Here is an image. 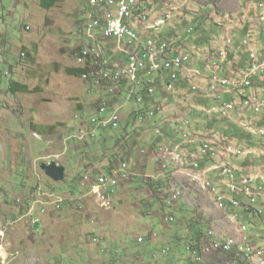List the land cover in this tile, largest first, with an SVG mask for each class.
<instances>
[{"label":"rangeland","instance_id":"1","mask_svg":"<svg viewBox=\"0 0 264 264\" xmlns=\"http://www.w3.org/2000/svg\"><path fill=\"white\" fill-rule=\"evenodd\" d=\"M260 1L251 0L253 4ZM2 2L5 7L0 30L8 42L19 41V49L16 54L7 51L0 36V264H166L172 261V264H192L196 260L189 253L187 243L191 242L190 228L194 226L201 227L203 235L214 231L215 237H230L228 242L233 246L236 243L235 250L228 255L218 254L221 250H216V255H205V247L209 244L205 245L204 251L199 252V263L260 264L258 252L264 235V219H257L258 224L252 219L247 221L248 235L241 234L240 228L245 224L241 211L219 209L208 191L200 183L191 181L188 163H193L195 158L189 156L181 162L174 161L171 155L165 157L166 154L152 149L150 144L158 139L152 126L138 127L135 124L129 134L122 133L127 117L125 105L135 106L134 100L127 103L128 96L122 91L111 96L106 87L100 92H89L84 80L71 74L73 69L85 67L77 62L76 50L86 43L87 31L78 32L76 17L88 5L86 0H63L50 10L41 8L39 0H24V8L18 0ZM146 7H149L146 12L154 10L157 15L151 21L152 12L150 22L164 19V15L171 13L172 21L162 28L161 35L186 47L191 65L203 69L206 77L211 76L208 61L202 62L200 54L214 49L216 55L222 48L220 38L225 34L234 35L237 41V29L233 34L230 32L238 23L248 22L249 38L257 41L261 57L264 56V25L256 17L257 12H253L255 17H249L247 21L242 19L248 8L241 7L238 0H153L152 5L146 3ZM190 29L192 34L187 32ZM7 48L10 49L9 44ZM22 51L26 56H20ZM98 51L99 56L95 55L100 57L101 47ZM15 56L18 60L14 73H11ZM79 62L85 60L80 57ZM227 66L232 76L233 65ZM12 82L25 84L27 92L14 94L10 89ZM202 86L206 87V83ZM260 87L264 89V85ZM102 98L108 104L110 100L116 102L111 109H117L121 114V130L117 133L100 132L97 137H108L106 142L98 143L99 140L95 139L94 143L80 144L74 139L82 129L77 116L89 118L96 114ZM204 98L209 97L202 92L187 95L185 99L176 94L169 97L173 100L168 103V117L162 129L167 128V133L172 134L175 123L188 116L191 120L190 140L195 141L196 146L209 141L216 149L225 143L250 152L253 149L255 152L242 160L249 168L246 170L245 167L240 174L264 178V156H259L260 151L264 152V136L259 133L264 123L253 127V135L240 126L243 121L233 114L232 118L238 123L230 118L222 119L219 121L222 131H214L209 127L212 117L194 108L204 106L207 102ZM187 109L191 114L188 115ZM31 120L48 127L49 133L41 136L31 128ZM186 132L175 134L178 139L175 145L182 143ZM118 137L121 141L115 151L113 147ZM67 138L69 142L65 143ZM191 147L189 143L183 146V150L192 152ZM113 150L116 153L114 164L127 161L129 171L134 175L120 181L121 191L119 196L113 197V207L102 208L89 194L88 184L92 177L85 184H81V179L90 163H94L95 170H98L104 160L113 158ZM142 150L146 152L143 154ZM194 153L198 155V150L195 149ZM56 154H62L57 161L66 166L67 182L55 183L40 167L42 163H54V159L48 157ZM224 159L227 162L228 159ZM230 160L227 163L241 167L237 163L241 159ZM113 161L106 160L103 169ZM164 164L172 172L169 190L176 186L183 188V196L172 208L163 207L145 185L147 181L162 177ZM77 172L81 177L74 180ZM213 180L219 181L218 178ZM72 191L76 197L72 196ZM57 198H63L64 203L60 211L54 212V205L49 203ZM241 201L247 203L244 197ZM32 204L33 212L29 213ZM41 207L47 214L41 213ZM232 212L239 215L238 222L231 218ZM179 213L184 214L183 219ZM170 217H174L175 222L166 220ZM249 218L253 215L250 214ZM34 219L40 220L37 229ZM137 237H144L145 245H138ZM232 238L234 241L230 240ZM143 249L145 260L140 255ZM166 249H171L167 255L163 253ZM241 250L244 256L248 253L250 261L243 257ZM173 255L177 259L174 260Z\"/></svg>","mask_w":264,"mask_h":264},{"label":"clouds","instance_id":"2","mask_svg":"<svg viewBox=\"0 0 264 264\" xmlns=\"http://www.w3.org/2000/svg\"><path fill=\"white\" fill-rule=\"evenodd\" d=\"M243 1H244L243 7H245V8H248V9L254 8V9H256V7H258V6L260 7L261 12H258L256 10L253 11L252 9H251V12H257L258 13V16H256V17L257 18H260L261 19V22L264 25V1L263 0L260 1L259 4H253L251 2V0H243ZM86 3L90 6V4H89V2L87 0H86ZM91 13H92V10L90 11L89 15H91ZM249 15H245V17H243L242 19H244L245 21H247V18H249V17H246V16H249ZM155 17H157V15L155 14V11H154V13L151 15V21H153V19ZM227 17L229 18V21H232V19H231L230 16H227ZM253 17H255V16H250V18H253ZM171 21H172V15H171V19L168 21V23H170ZM218 26H221V25L218 24ZM249 26L250 25H248V22L247 23L245 22V23H238V24L235 25L234 28H232L230 34L235 29H237V31H238V40L237 41H235V38H233L234 35L233 36H231L229 34L223 35L220 38L221 39L220 44L222 45V48L219 50V52H217L216 55H215V53H213L214 52V49H212V50L210 49L211 51H208V52L204 51L203 54H200V58H201L202 62L208 61V74L210 72L211 73V76L206 77L205 73L203 72V69H201L200 67H193L191 65V68L199 69L201 71V73H202V76L199 79H196L194 81L196 84L199 85L198 90L194 91L191 88V85L189 84V82L187 81V79L181 73L179 75V78H178L177 82H176L175 90L173 92H169L167 90V85L169 84L170 76L166 72H160V73L154 75L155 80H156V84H157V92L155 94H153L152 96H149L148 93L146 92V95L149 96V97H151V98H153V97H155L157 95L158 90H159V85H158V79H156V78H158V75L161 74V73L166 74V76H167L166 90H167L168 93H170V95L172 97H174V95L176 94L178 97L185 99L187 97V95H189V96L196 95L198 92H202L203 94H205L207 96L208 95H213V99H209V98H204L203 99V100H205L207 102H205V105L204 106H201L202 107L201 109H198V108L194 107L197 110V112H199V113H201L203 115L204 114H209L212 117V119H211L212 122H214L216 119H218V122H215V124H214L213 127H212V125H209L210 129L213 128L214 131H217V128H218V131L221 132L222 131V126H221V124H220L219 121L222 120V119H226V118H230V119H233L234 120V118H232V115L233 114H236L237 112H239L240 115H241L240 119L243 121L240 124V126L242 128H244V129L248 130L251 134L254 135V132L252 131V129H253L254 126L258 125L259 121H255L252 118H247L246 119V117L244 118L243 115H245V114H252L255 117L263 116L264 115V107H263V109L261 110L260 113H255V112H253L250 109L242 110L240 103L243 100H245V99H257V100H259V101H261V102L264 103V95H248V92H247L249 89H252V88L256 87V84H257L256 79H255L256 77H260L264 81V72L263 73L258 72L255 75H253L250 78V81H251L250 83L251 84L249 86L243 85V82L246 79V77L249 76L250 71H251V67H252V61H251L249 49L252 48V47L255 48L257 60L259 61V63H264V58H263L264 56L261 57V52H259V48H258L259 45H258L257 41L249 38V36H251V35H249L247 33V30H248ZM162 28L160 29L159 33L158 32H150V34L154 35L153 38H156V39L158 38L160 40L161 39L162 40L165 39V35H161V34H163L162 33ZM136 29H137V31L139 33H142L144 31V29L141 28L138 24L136 25ZM27 30H30V28H27ZM84 30H86V29H84ZM191 30L192 29L188 30V33L189 34H192V31ZM244 32H246V33H244ZM239 35H240V37H239ZM242 35H245L244 38H242ZM86 37H87L86 43L83 44V45L81 44L77 48V50H76V51H78V53H77V59L76 60H77V62L80 65H85L84 69H86L88 67L89 70L87 71V73L83 74L81 77H78V78H82L84 80L85 87L87 88L88 83L91 81V78L94 76L95 77L96 84L101 86V89H97L95 91L100 92V90H102L103 87H106V84L103 81H101L100 75H101V73L103 71L107 70L108 68H112L113 63L116 60V58L118 57V55H116V50L114 48V45H113L112 41H107V40H104L101 37H99L98 40H97V42H96V41H93V40L89 39L88 36H87V33H86ZM228 39H231L232 40L231 46H229V45L226 44V42H227ZM87 41H88V43H87ZM254 41H256V43ZM244 42H247L248 45L245 46L244 45ZM173 43H174V45H173L174 48L181 47V46L177 45L176 42H173ZM108 44H112L113 46H111V48H109ZM96 46L101 47V49L103 50L101 56L100 57H97L95 54H90L87 57V59H86V61L84 63H80L79 62V58L81 56V53L86 48H90V47L91 48L92 47L96 48ZM237 47H241L243 49L242 51L248 56V61L245 64L241 63L240 64L241 67H240V65L237 66V67L234 65V61L233 60H235V56L236 55L234 53H233V55H235V56H232L231 55L232 52H234V50ZM222 50H225L227 52V55H226V57H225L224 60H222L220 58V52ZM110 51L112 52L113 57H112V59L110 61H108L109 59H106V58H108L107 56H108V54H109ZM25 52H27L28 55H30V56L32 55V53H30L29 51H25ZM25 52H22V54H21L22 57L26 56L25 55ZM214 56H216V57H214ZM213 59L216 60V64H215V60H213ZM236 59H237V57H236ZM101 61L103 62L104 65L107 64V67L106 68L99 69L98 66L101 64ZM221 64H223L222 67H221ZM227 65H233V68H232V76L229 75V73L227 71L230 68ZM243 67H246V70ZM244 71H245V73H244ZM240 72H241V74H240ZM1 73L2 72L0 71V74ZM84 75H87V79L84 78ZM205 77H206V79H204ZM202 79H204V80L202 81ZM225 80H227L229 82V84L224 85V86L221 85V82L222 81H225ZM98 81H100V82H98ZM145 83L146 82L143 81V82H141V85L142 86L141 85H139V86H133L131 83L123 82L122 84H119L118 90H117V92L114 95H116L117 93H119L120 91H122L121 90V86H125V94L128 96L127 97V100H128L127 103H130L129 100L132 98L131 99V101H132L135 98L134 92L136 93L137 91H139L140 88L145 89L144 88V84ZM203 83H206V87H203L202 86ZM234 84H236V86ZM212 86H215V89L214 90H212ZM177 90H178V94H177ZM225 90L231 91L229 95L227 94V97H224L225 96ZM107 91H108V89H107ZM179 91H181L182 93H185V94L179 95ZM186 92H188V94H186ZM114 95H111V96H114ZM234 95H236V97ZM138 97H140V96H138ZM141 97L143 98V103H139L138 102V98L136 100V108H137V110H140L141 108H144L145 107V99H144L143 96H141ZM171 100H173V99H171ZM213 100L216 102L215 104H212L211 103V101H213ZM104 101H106V100L105 99L102 100V102H101V104L99 106V109H100V107L102 105H105V106L109 107V109L112 111L113 109H111V107H113V105L116 102L115 101L112 102L110 100V101H108L109 102V104H108V103H105ZM230 103L236 105L233 110L226 111L225 113H222V112H218V113L213 112L214 109H220V108L224 107L226 104H230ZM156 106H160V105L152 104V105H150V107L148 109L144 110L145 112L138 113L137 116H133L132 115L133 116L132 117V116H129L130 114L127 111L128 105H125L126 109L124 111H125V113H127V117L125 119V124L127 122H129L130 125H131L130 129L128 130V132H124L123 131V127L125 126V125H123V119H121V123H120V126H119L118 129L98 130L96 127L92 126L90 124V119H91L92 116H95V115L98 114L99 109H98V111H97L96 114L89 116V118L88 117L84 118L82 116H77V119L80 120V123H81L80 126H81L82 129L80 130L79 136L78 137H74V139H76V141H79L80 144H83V143L87 144V143H90V142H93L94 143V142H96V141H93L95 139L96 140H99L98 143H101V142L104 141V138L108 139V137L101 135V137L98 138L97 136L99 135L100 132H102L103 134H106L109 131H112V132H116L117 133L118 130H121V127L123 125V127H122V133L124 132L126 134H129V132L134 129L135 124H137L138 127H143V126L144 127H149V126H152V128L154 129L155 135H156V137L158 139H157V142L151 143L150 144V147L152 149L158 150V152L160 151L161 153L166 154L165 157L168 156V155H171V153L175 152L176 154L182 155V161H183V158H187L189 156L195 158V160H194L193 163H188V161H187V163L191 167L190 172H188V176L190 177L191 181H193L192 178H191V175H198V176L201 177V180L200 181H193V182L200 183L201 186H202V188L205 189V190H207L208 193L212 196V198L215 201V204H216V195L217 194L224 195V197H225L224 207L223 208H220L216 204V206L219 209L225 210V211H231V210L238 211V210H241V209H245L248 212L250 210H253L254 208H257V209L260 210V212L262 213V216L264 218V190H263V184L261 182V176L260 177H257V178H253L251 176L248 177V176H244L243 174L241 175L240 172H243V170H245L244 168L246 166L245 167L234 166V165H232L230 163H227V162H225L223 160L224 158L228 159L229 161H231L230 159H232V158L244 160L246 157H248V156L250 157L253 154V152L246 151L243 148H240V147H237V146H233V145H230V144H226V143H225L224 146L222 145L220 148L215 149L213 147V145L209 141H207V142H200L199 145L196 146L197 143L195 141H191L190 140L191 135H192V133L190 134V132H189L191 130V120H189L188 116H186L184 118V120H182L180 122L177 121L175 123L174 132L172 133L174 135V138L173 139H174L175 143L173 142V139H172V141L170 142L169 145H165L164 140H166V139L169 138V136H167V134L168 135L169 134L171 135V133H167L168 132V129L167 128H165L164 130L162 129L163 128V125H164V120L167 119V117H168V114H167V111H166L168 108H163V107L160 106L166 112L165 117L158 116L157 118H154V119L151 120V119H148V117L146 116L147 111H149L150 109H152V108H154ZM116 111L118 112V114L120 115V118H121V114L119 113V110L116 109ZM187 111H188V115L191 114V111L189 109H187ZM140 117H143L144 118L143 124H141L139 122V118ZM234 121H236V120H234ZM155 122H156V125H155ZM187 122H188V124H187ZM31 123L36 124L34 121H31ZM31 123H30V126L32 128V124ZM216 123H218L217 126H216ZM236 123H238V121H236ZM36 125H39L41 128L44 126V125H40V124H36ZM182 125H184L185 127H183ZM44 127H46V126H44ZM46 129H47V133H45V134H43L42 132H38V131H36V132H38L39 134H41V136L42 135H46V134L49 133V128L46 127ZM183 131H187V132L183 136L182 143L180 145H175L176 142L178 141V139L175 138V134H177V133L180 134ZM261 131H264V128L263 127H261L259 133H260L261 136H264V135L261 134ZM89 132H94L95 133V136L92 137L91 135H89ZM137 133H138V131H137ZM80 135H84L83 140H80L79 139ZM119 138H121V137H119ZM67 139L64 140L65 143L66 142H69V138H67ZM160 139L162 141H160ZM148 143L149 142L146 141V144H148ZM189 143L191 144V146H195L196 147V149L198 150V155L194 156L193 153H192L193 155L192 154H189L187 149H186V152L183 150V146H185V145H187ZM173 144L175 146H172ZM205 145H209V150H208V153L204 155L202 153V150L201 149ZM226 146H233L236 149H239V150L245 152L246 155L245 156H240V157H231V158H229L227 156H224L221 153H223V150L225 149ZM113 149L115 150L114 147H113ZM114 150L112 151L113 153H114ZM145 152L146 151H144V150L141 151V153H143V154ZM113 153H112V156H114V157L111 158V159H106V160H109V161L112 160L113 161V159H115V157H116V153H114V154ZM61 156H62V154H60V155H58V154H56V155H50L48 157V159H54V162H56L59 165H63L66 168L65 164H60L57 161L58 159L61 158ZM171 156H172V159L174 161H177V160H175V158H174L173 155H171ZM106 160H104V163L101 164V166H100V168L98 170H95L96 167L93 166L94 163L93 164L90 163V165H89L90 167L88 169H86L85 175L82 176L81 184L88 183V182L85 181V177L86 176H89V177L91 176L95 180L98 177H100V176H105V177H111V176H113L112 175L113 174V171L116 170V169L118 170L120 168L121 163H127V165H128L127 173L129 174V179L131 178V176L133 177L134 174L132 175V173L129 171L130 168H129V163L127 161H118L117 164H113L114 166H113V168L110 171H107L106 170V167H105V169H103V166H102V165L106 164L105 163ZM217 162H220V163H223L225 165H228V166H230L231 168H233L235 170V181L237 183H239V184H237V185H239V187L241 186L240 182L243 179H251L252 178L254 180L253 184H251V185H252V188L255 190V192L258 193L257 202L255 204H253L251 202V200L249 199V197H247L246 195H244L242 193H240V194H233V193L230 192V190L227 188V185H226V183L229 181V178L222 177L218 173L211 171V168ZM46 164H48V163H46ZM163 167H164L165 173L164 172L162 173V177H164L165 174L168 172V170H167L168 169L167 168L168 165L164 164ZM246 170H247V167H246ZM213 178L214 179L215 178H218L219 181H215V180H213ZM121 180H123V179H121ZM64 182H67V181L65 180ZM205 182L210 183L211 186L216 190V192L213 193V192H211V190L205 188L204 187V183ZM55 183H57V182H55ZM60 183H63V182H60ZM88 186L90 188V193L89 194L92 195L95 198V200L97 201V203H99L100 204V207H102V208L103 207L104 208H109L111 206L113 207V204H112L113 203V201H112L113 200V197L114 196L115 197L118 196L116 194L120 193V188H119L120 187V183H119V185L116 188H114L113 191L111 189L108 192V194H107L108 196L107 197H108V200H109L110 204L109 205H105L104 203H102L97 198L96 195L93 194V192H92V185L89 183ZM178 188L181 189V195H180V197L178 199L170 202V197H171V194H172L173 190L178 189ZM72 196L73 197H76L74 195H72ZM182 196H183V188L181 186L173 187L170 190H169V187H168L167 194H166V198H165V202L167 203V206L166 207L172 208L173 205L177 201H179ZM242 197H244L246 199L247 203L245 201H241V198ZM83 198H80L79 200L82 201ZM231 198L232 199H235L236 201H238L239 205L236 206V207L235 206H232L231 203H230V199ZM73 201H75V200H73ZM63 203H64V199L63 198H57V199H55V201H53L52 203H49V204H53L54 205V212H58V211H60L62 209ZM242 204H244V206ZM31 206H32V208L30 209L29 213H32L33 212V204ZM237 208H240V209H237ZM40 210H41V213L42 214H47V211H46L45 208H42L41 207ZM231 218L233 219V221H237V222L239 221V215L236 212H234V213L232 212V217ZM166 220L171 221V222H175V218L174 217L166 218ZM36 222H40V220L39 219H34V224H36ZM240 232L243 235H248L247 234V232H248V226L246 224L242 225L241 228H240ZM204 235H205L204 236V240H205L204 241L205 242L204 244H203V241L202 240H201V242L199 244L198 243H194L193 241L187 243L188 251H189V253L191 254V256L193 258H194L193 251L197 250L198 252H201L202 251V247L205 244H209L212 241L217 240V239H221V240H224L225 239L226 240V239H229L230 238V237H224V236H222V237H215L214 231H209L207 234H204ZM154 238L157 239L155 233H154ZM262 239H264V235H263ZM137 241H138V245L139 244L140 245H143L146 242L144 237H137ZM235 248H236V243L233 246V249H232V251L230 253H232L235 250ZM260 248H261V251L260 252H264V241L260 244ZM144 251L145 250L143 249L140 253H143ZM170 251H171V249H166L163 253L167 255ZM241 252H242L243 257H244L245 253L242 250H241ZM230 253H218V254H220V255L221 254L222 255L223 254L228 255ZM140 255H142V254H140ZM173 259H175V255H173ZM142 260H145V257L142 258ZM247 261H250V259L247 260ZM172 262H169V263L172 264ZM259 263L261 264L260 261H259ZM192 264H203V263H197V261H195V263H192Z\"/></svg>","mask_w":264,"mask_h":264},{"label":"built area","instance_id":"3","mask_svg":"<svg viewBox=\"0 0 264 264\" xmlns=\"http://www.w3.org/2000/svg\"><path fill=\"white\" fill-rule=\"evenodd\" d=\"M92 8V13L90 18L87 20L86 26H88V38L96 41L99 37L104 40L112 41L114 48L116 50V55L118 57L113 63L112 68L107 70H113V68H120L125 71L130 72V83L131 84H141V82H146L144 88L147 89L149 96H152L157 92V84L154 75L160 72H166L170 76L169 84L167 85V90L173 92L175 90L176 82L179 78V75L185 70H194L200 71L199 69L191 68V58L190 56L184 55V48H174V43L169 39H156L150 36V32H157V25L160 23H168L171 19V13L164 15L163 20L158 22H150V12L154 10H148V17H140L139 14H134L132 11V1L133 0H118L117 7H111L110 18L108 19V26L106 30H99V25L97 22L98 12L101 10V3L106 2V0H87ZM153 0H151L152 5ZM149 7H143V9H148ZM139 25L144 29L142 33H139L136 29V25ZM227 45L231 46L232 40L228 39L226 42ZM244 45H248L247 42H244ZM171 49H178V56H173V58H166V51H171ZM103 52V50H102ZM157 53V63L149 64V54ZM252 67L249 76L243 82V85L249 86L251 83L250 78L258 72H264V63H259L256 56L255 48L249 49ZM227 52L222 50L220 52V58L225 59ZM208 56V55H207ZM135 64H142L143 76L139 77V82H131V74L134 73ZM216 64V63H215ZM201 72V71H200ZM101 78V75H100ZM106 84V88L109 93L113 95L114 91L118 90L119 84H121V79H112V80H102ZM100 82V81H98ZM229 82L227 80L222 81L221 85H227ZM236 86V84H234ZM191 88L196 91V89L191 86ZM215 89V86H212V90ZM138 102H143V98L138 97ZM242 110L250 109L255 113H260L264 107V103L257 99H245L241 103ZM235 104H226L220 109H214L213 112H222L231 111L235 108ZM166 114H151L150 112L146 113L148 119H154L158 116L165 117ZM103 116V125L102 127H96L98 130H109V129H118L121 123L120 115L117 111L115 112H103V105L100 107V111L95 116H92L90 119V124L95 127V117ZM139 122L143 124L144 118L140 117ZM156 125V122H155ZM261 134L264 135V131H261ZM89 135L92 137L95 136L94 132H89ZM84 135H80L79 139L83 140ZM202 153L205 155L208 153L209 145L202 147ZM224 156L229 158L231 157H240L245 156L246 153L243 151H234L231 148H225L223 153ZM177 158H182V155L177 154ZM197 166V165H196ZM128 165L127 163H122L120 169L113 171V176L105 177L103 180L91 179L89 176L85 177V181H89L92 185V192L97 198L104 203L109 205L108 192L116 188L121 179H129V174L127 173ZM211 171L218 173L222 177L229 178V181L226 183L227 188L233 194H244L253 204L257 202L258 193L252 188L254 180L243 179L239 183L235 181V173H229L223 171V168H218V162L211 168ZM264 190V178H261ZM207 186L211 189L213 193L216 190L211 186L210 183L206 182ZM181 195V189L173 190L170 202L178 199ZM219 202H224L225 197L222 194H217ZM232 206H238L239 203L235 199H230ZM245 229V228H244ZM212 234V233H211ZM228 239H217L210 243L213 255H216V250H225L227 251ZM249 251V250H247ZM246 253V260H249V256ZM259 256L264 257V252H258ZM194 256V253H193ZM195 259V258H194ZM196 260V259H195ZM204 261V259H203Z\"/></svg>","mask_w":264,"mask_h":264},{"label":"trees","instance_id":"4","mask_svg":"<svg viewBox=\"0 0 264 264\" xmlns=\"http://www.w3.org/2000/svg\"><path fill=\"white\" fill-rule=\"evenodd\" d=\"M62 1L63 0H39V4H40L41 8H43L45 10H50V9L54 8L58 3L62 2ZM91 10H92L91 7L89 5H86V7H84V9L80 13V15L78 17H76V22H77V25H78V28H79L78 32H80V30L84 31V29L86 27V22L88 20L87 17H88V15H89ZM255 10L258 11V12H261L259 6L256 7ZM150 35L152 36V38L154 37V35H152V34H150ZM177 45H179V44H177ZM179 46H181V44ZM181 47L184 48L185 49L184 52L187 53L186 52L187 51L186 47H183V46H181ZM242 50L243 49L241 47H237L234 50V52H232V54H231L232 56L236 55L235 56V60L236 61L233 60L234 61V65L236 67L239 66L241 63L245 64L248 61V56ZM233 53L235 55H233ZM80 57L83 58L86 61L88 56H85L83 53H81ZM107 57L108 58H106V59H109L108 61H110L112 59L113 54H112L111 51L109 52ZM236 57H237V59H236ZM98 67H99V69H101V68L104 69V68L107 67V64L104 65L103 62L101 61V64ZM88 70H89L88 67L86 69H84V68L73 69L71 71V74L73 76H75V77H81L83 74L87 73ZM105 72L107 73V72H109V70H105ZM156 79H158V85H159V90H158L157 95L155 97H153V98L147 96L146 95V92H147L146 88L145 89L140 88L139 91H137L136 93L134 92L135 98L133 100H134L135 106H133V104H132V107H128L129 109L127 108V111L130 114L129 116H132V115L133 116H137L138 113L145 112L144 110L148 109L150 107V105H152V104L160 105L163 108H167L168 107V103H169V101H171V99H169V97H172V96L166 90L167 76H166V74L161 73V74L158 75V78H156ZM105 80H107V79H105ZM134 86H136V85H134ZM87 88L89 89V92H91V91H95L97 89H101V86L96 84L95 77L93 76L91 78V81L88 83ZM10 89H11V92H13L15 94L17 92H20V93L27 92L28 87L25 84L20 83V82H12V84L10 86ZM121 90H122V93H125V86H121ZM177 94H178V90H177ZM183 94H185V93H182L181 91H179V95H183ZM186 94H188V92H186ZM138 96H143L144 99H145V107L141 108L140 110H137V108L134 109L136 107V100H137ZM104 102L107 103L106 101H104ZM129 102H131V99L129 100ZM102 121H103V116L100 119L99 118L95 119V125L101 127V122ZM215 122H218V119H216L214 122L210 123L212 125V127L214 126ZM31 124H32V128L35 131L42 132L43 134L47 133L46 127L43 126L41 128L39 125H36L34 123H31ZM130 127H131L130 123L127 122L125 124V126L123 127V131L124 132H128ZM217 130H218V128H217ZM173 138H174V135L171 134L168 139L164 140L165 145H169ZM106 140H108V139L104 138V142H106ZM120 141H121V138L118 137L116 142H115L114 148L119 147ZM160 141H162V140L160 139ZM243 162L244 161L240 160L237 163L241 167H245ZM112 163L114 164V161L111 162L110 166L106 167L107 171H110L113 168L114 165ZM167 170H168V172L165 174L164 177H162V178L159 177V178H156L153 181L145 182V185L147 186L148 190H150V194L152 196H154L157 199V201H160L162 203L163 207L167 206V203L165 202V198H166V194H167V190H168L167 187L170 184V176L172 175V172L169 170V168ZM22 171H24V170H22ZM80 177H81V174H79L77 172V173H75L73 179L77 180L78 178L80 179ZM138 181L141 182V183H144L142 181V179L138 178ZM72 195H74L73 191H72ZM242 205L244 206V204H242ZM237 209H240V208H237ZM238 211H241V214L243 215L241 218H242V220L244 221L245 224H247L246 222L250 221L251 219L253 221H255V224H258L257 223V219H259L260 221H262L264 219L263 216H262V213L257 208H254L253 210H250L248 212L245 209H241V210H238ZM179 214L182 215L181 218L183 219L184 218V214L183 213H179ZM250 214L253 215V218H249ZM190 232L192 234L189 237V241L191 240L194 243H198L199 244L201 242V240L203 239V236H204L203 235V231L201 230V227L194 226V228H190Z\"/></svg>","mask_w":264,"mask_h":264},{"label":"bare ground","instance_id":"5","mask_svg":"<svg viewBox=\"0 0 264 264\" xmlns=\"http://www.w3.org/2000/svg\"><path fill=\"white\" fill-rule=\"evenodd\" d=\"M146 3L149 4V6H150L151 5V0H133L132 1V11L134 12V14H139L140 17H148V11L146 12V9H143V7H146ZM117 6H118V0H106V2H102L101 3V10H100V12H98V15H97V22H98V25H99V30H106V27L108 26V19L110 18L111 7H117ZM151 13L152 12H150V15H151ZM161 20H163V19H161ZM158 21H156V22H158ZM154 22H155V20H154ZM166 25H167V23L158 24L157 25V32L159 33L160 29L162 27L166 26ZM85 29H86V31L88 33V26H86ZM96 47L97 48H94V47L89 48V49L86 48L82 53L85 56H89L90 54H96L97 56H99L98 49L100 47L99 46H96ZM184 55L185 56H189L185 52H184ZM173 56H178V51L176 49H171V51H166V58H173ZM156 63H157V53H150L149 54V64H156ZM104 72L105 71H103V73L101 74V79L102 80L103 79L104 80L105 79H107V80L121 79V84L123 82L130 83V72H128V71H125V70L120 69V68H113V70H109V72H107V73L106 72L104 73ZM183 75L187 79L189 84L191 86H193L196 90H198L199 85L196 84L194 81L196 79H199L202 76V73L200 71L185 70L183 72ZM141 76H143L142 64H135L134 73L131 74V82H139V77H141ZM84 78L87 79V75H84ZM132 85L133 86L134 85L139 86L141 84H132ZM116 92L117 91H114L113 95ZM140 103H143V102H140ZM99 111H100V109H99ZM115 111L116 110H112L111 111L109 109V107H107L105 105L103 106V112H115ZM163 111H165V110H163L160 106H156V107L150 109L149 111H147V113L150 112L151 114H160ZM101 117L102 116H96L95 119H97V118L100 119ZM187 124H188V122H187ZM102 125H103V121L101 122V127H102ZM95 127H100V126H96L95 125ZM225 148H231L234 151H241L239 149H236L233 146H226ZM171 155L174 156L175 160H177L179 162L182 161V158H177V154L175 152L171 153ZM227 162H228V160H227ZM121 165H122V163H121ZM121 165H120V167H121ZM218 168H223V171H225V172L235 173V170L233 168H231L230 166L225 165L223 163H220V162H218ZM116 170H114V171H116ZM191 178H192L193 181H200L201 180V177L198 176V175H191ZM99 179L103 180V176H100ZM204 187L209 189V190H211L207 186L206 182L204 183ZM216 204L220 208L224 207V202H219L218 196H216ZM230 240H233V239H230ZM205 245H207V244H205ZM204 246L202 247L203 251H204ZM232 249H233L232 242H228L227 251L221 250L218 253H230L232 251ZM195 252H196V254H195ZM193 253H194V257H195L197 263H199V260H201V254H199V252L197 250L193 251ZM212 254H213V251H212L211 245L209 243V245L207 247H205V255H212ZM244 257L246 258V256H244ZM259 261L261 262V264H264V257L263 256H259Z\"/></svg>","mask_w":264,"mask_h":264},{"label":"crops","instance_id":"6","mask_svg":"<svg viewBox=\"0 0 264 264\" xmlns=\"http://www.w3.org/2000/svg\"><path fill=\"white\" fill-rule=\"evenodd\" d=\"M3 0H0V20H1V14L2 13H4V11H3V9H4V4H3V2H2ZM17 1V0H16ZM19 2H20V6H22L23 8H24V6L22 5V2L24 1V0H18ZM238 2H239V4L241 5V7H243V1L242 0H238ZM245 12H247V13H245V15H249L250 13V15L249 16H246V17H250V16H254V14H253V12H251V9H246L245 10ZM24 25L25 24H22V26L24 27ZM21 32H23L22 30H21ZM22 34L23 33H21V37H22ZM0 36H1V38H2V41H3V45H4V47H5V49H7V51H9V52H11L12 51V53H17L16 51L19 49L18 48V42L16 43V42H8V40H7V37L6 36H4L3 35V31H1L0 30ZM21 37H20V39H21ZM22 42V41H21ZM7 44H9V46H10V49L9 48H7ZM23 50H25V51H27V49H23ZM7 51H5V52H7ZM1 52V51H0ZM23 52V51H22ZM20 55V53H18V56ZM18 56H15L14 57V60H13V65L10 67V72L11 73H14V71H15V69H14V67H15V64H16V62H17V60H18ZM21 56V55H20ZM216 63V62H215ZM256 79V82H257V84H256V87H254V88H252V89H250L249 91H248V95H264V89H262L260 86L261 85H264V81H263V79L262 78H260V77H256L255 78ZM230 92L231 91H227V90H225V96L224 97H227V94L229 95L230 94ZM235 97H236V95H234ZM207 97H209V99H213V95H208ZM211 103L212 104H215L216 102L213 100V101H211ZM198 109H201L202 107H197ZM236 115H238L237 117H241V115H240V113L239 112H237L236 113ZM243 117L245 118L246 117V119L247 118H252L253 120H255V121H259V123H264V115L263 116H260V117H255L254 115H252V114H245V115H243ZM245 120V119H244ZM32 121V120H31ZM236 122V121H235ZM196 148H195V146H193V147H191V149L190 150H192V152L191 151H189L188 150V153L189 154H194V156H196V154L194 153V150H195ZM252 150V152H255V150H253V149H251ZM257 151V150H256ZM259 152V151H258ZM192 154V155H193ZM259 156H264V152H261L260 151V153H259ZM258 158H260V157H258ZM263 158V157H262ZM248 169V168H247ZM121 191V190H120ZM118 196H119V193H118ZM115 230V229H114ZM264 241V239H261L260 240V244L262 243ZM145 255L146 254H142L141 256H142V258H144L145 257ZM177 257V256H176ZM175 257V259H177ZM174 259V260H175ZM166 264H170V263H166Z\"/></svg>","mask_w":264,"mask_h":264},{"label":"water","instance_id":"7","mask_svg":"<svg viewBox=\"0 0 264 264\" xmlns=\"http://www.w3.org/2000/svg\"><path fill=\"white\" fill-rule=\"evenodd\" d=\"M47 177L52 179L54 182H64L66 178V168L63 165H59L56 162L51 164L42 163L40 165ZM39 223L36 222L35 228H39Z\"/></svg>","mask_w":264,"mask_h":264}]
</instances>
